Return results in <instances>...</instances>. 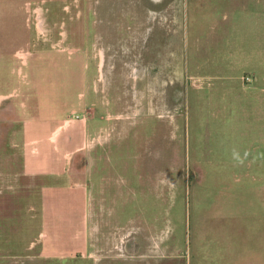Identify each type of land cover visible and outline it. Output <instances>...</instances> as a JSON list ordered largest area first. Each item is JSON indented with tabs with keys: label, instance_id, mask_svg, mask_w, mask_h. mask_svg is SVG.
<instances>
[{
	"label": "rangeland",
	"instance_id": "rangeland-1",
	"mask_svg": "<svg viewBox=\"0 0 264 264\" xmlns=\"http://www.w3.org/2000/svg\"><path fill=\"white\" fill-rule=\"evenodd\" d=\"M9 14L24 25L0 39L22 51L0 61V124L23 118L27 102L42 119L63 118L68 133L85 124L66 144L85 184L72 207L47 213L59 215L60 250L75 242V222L88 247L42 248L41 192L20 179L11 141L21 125L3 122L0 264H264V0H0V28ZM154 22L189 25L175 31L174 55L167 37L153 55ZM104 24L127 37L95 64L107 123L94 124L86 53L96 33L109 38ZM61 141L47 153L60 157ZM40 144L26 146L32 156L49 146Z\"/></svg>",
	"mask_w": 264,
	"mask_h": 264
},
{
	"label": "crops",
	"instance_id": "crops-1",
	"mask_svg": "<svg viewBox=\"0 0 264 264\" xmlns=\"http://www.w3.org/2000/svg\"><path fill=\"white\" fill-rule=\"evenodd\" d=\"M12 15H8L6 18V27L1 26L0 28V32H13L22 29V26L24 25V18L22 17H17V21L22 22L20 24V26H18L19 24L16 23H8V20L11 18ZM8 23V24H7ZM156 23L157 28L160 29V31H162V33L156 37V39L153 42L152 46H155L158 50L157 54H153L157 57H159V54H161V51L158 49L160 44H159V40L161 37H167L168 40H171L172 44H171V50H170V44H168V53L169 51L175 52V42L177 37H181V35H177L175 34V31H188L189 30V25H179L176 26L175 24H161V23ZM106 24L102 25V27H104ZM111 25V24H110ZM115 25V24H113ZM108 26V25H107ZM107 26H105L106 28L104 30L107 31ZM119 26V27H118ZM125 26L122 25H115L114 28H108V32H109V38H107V35H105V37H103L102 35L96 33V35L94 36V39L92 42H90V45H88L87 47V53H86V57L87 60L90 63H94V68H95V72L93 71V75L92 78H90V86H89V91H88V99L92 100V102L90 103L89 106V112L91 111V119L93 120L94 124L96 123H101L104 122L105 124L107 123V117L103 114V111L106 110V102L104 101L106 99L107 95H103V93H105V90H102L100 87H98V82L95 79V77L97 76L96 73V69L97 67L95 66V64L98 63H103L106 64L107 62H111L112 59L110 58V54L111 51L114 49V46L116 48V45H121L122 44V38L127 37L125 35L124 30L126 31V29L124 28ZM141 31L143 30V28H145V25L142 23L141 24ZM100 28H98V32H99ZM112 30V31H111ZM116 30H118L119 32L121 31V33H113ZM144 31V30H143ZM166 31L168 33H166ZM166 33V34H165ZM112 34V35H111ZM185 33H183L182 35H184ZM68 36V35H67ZM186 36V37H185ZM143 37V36H142ZM184 40L189 41V34L187 33L186 35L183 36ZM68 39V38H67ZM140 39V38H139ZM148 40V34L146 35V39ZM10 38L6 37L5 39L1 40L0 39V61L3 62L5 60H13L16 59V52L18 51H22L19 50L17 48H19V46L15 47L14 49L10 48ZM60 44L63 46V42H68L67 40H60L59 41ZM147 42V41H146ZM115 44V45H113ZM146 44V43H145ZM127 45V44H126ZM125 45V47H126ZM53 46V45H52ZM139 46H143V44L141 45H136V52L139 53L140 55H143V49H138ZM68 47V45H67ZM69 48V47H68ZM73 48L75 49V47L73 46ZM65 49V47H62V50ZM74 49H72L73 51H75ZM120 50L122 51L123 49L120 47ZM142 51V52H141ZM124 55L127 54V51L124 49L123 50ZM70 57V56H69ZM168 59V58H167ZM158 60V58H157ZM121 61V60H119ZM126 61V60H123ZM102 79H105V73L102 72L100 73V75L98 76V81ZM16 90V89H15ZM17 91H19L20 94H22L23 92H21V89H19L17 87ZM27 93L26 91L24 92V94ZM155 100H158V94L156 96H154L152 94V102L154 104ZM144 97L142 95L141 97V102H139V106L143 105L144 106ZM92 104V105H91ZM24 108L23 112H24V116L21 119H15L14 121H7V122H3L8 126H14L16 124L21 125L20 130L14 131V134L12 136L11 141L14 142V144H17L16 147H20L21 148V162L20 164L23 162V166H21L22 170H20L21 175L20 179L22 181L25 182H34L37 183L38 182V187L40 189L41 192V208H42V222L43 225H45V229L44 231L41 232V236L42 239H46L45 240V244H42V248H49L53 254H64V255H70L74 253H79L82 248V245L84 247H88L86 242L88 241V236H85L83 239H81V235H77V229L80 230L79 224L78 222H75V242H73L71 240V244L68 247L67 250H60L62 249L61 245L64 242V237L63 234L60 235V233L55 230L54 228H56V224H57V220L59 215H55L54 217H50L48 215V208L51 206H58V205H63V206H68V207H72L74 205V201H75V197L78 195V189L83 187V185L85 184L84 181L80 180V176L78 175L79 171H77V165L75 164L76 162L72 160L71 164H70V160L74 159V154L76 153V148H69L66 144L67 142L70 140V138H73V136L75 137V142L80 141V137H81V128L83 126H85V124H81L80 121H77V123L74 126V131L68 133L66 130H63V125L60 123L63 121V118L59 120V118L55 117L54 115L49 116L48 118H40L38 113H33V111H36V109L34 110L33 107L29 106L30 103L27 102L23 103ZM141 108V111H144V108ZM145 107H148L147 104ZM156 108V107H155ZM12 109L9 108L8 111H10ZM37 109L39 110V108L37 107ZM37 110V111H38ZM32 113V114H30ZM100 113V114H99ZM140 113V112H139ZM30 114V115H28ZM32 115V116H31ZM28 116V117H27ZM31 116V118L29 117ZM94 117L95 120H94ZM97 117H98V121H97ZM73 122L74 119H72ZM91 120V121H92ZM3 122L0 124L2 125ZM103 123V124H104ZM101 124H98L101 125ZM104 124V125H105ZM91 122H89V127H91ZM95 126V125H93ZM92 131L90 130V133ZM54 133L56 134L55 137H53ZM89 133V134H90ZM93 133H95V135L97 134L96 130H93ZM55 138V139H54ZM62 140V141H61ZM48 142L49 146H41L42 148V152L41 151H37L36 153L38 154L37 156H32L29 153V149L28 147H26L27 145L31 144V143H37L39 145H41L40 143L42 142ZM52 141H56L57 142V148L53 149V145H52ZM62 142L64 144V149L63 152L61 154L60 157H54V155H50V153H47L48 149H52L57 151V150H61V146L58 145L59 142ZM24 146V150L23 147ZM23 151V152H22ZM54 151V152H55ZM47 153V154H46ZM50 156V157H48ZM77 156V155H76ZM48 158L50 159L49 161ZM94 169V168H93ZM96 170V169H94ZM94 170H88L86 172V176L85 178H90L92 176V174L94 173ZM69 183V186H68ZM74 191V192H73ZM54 204V205H53ZM59 227V225H58ZM64 227V226H63ZM69 228L72 227L71 225H68ZM49 229H52V231L50 233H48ZM78 236V237H77Z\"/></svg>",
	"mask_w": 264,
	"mask_h": 264
},
{
	"label": "bare ground",
	"instance_id": "bare-ground-1",
	"mask_svg": "<svg viewBox=\"0 0 264 264\" xmlns=\"http://www.w3.org/2000/svg\"><path fill=\"white\" fill-rule=\"evenodd\" d=\"M22 50V49H21Z\"/></svg>",
	"mask_w": 264,
	"mask_h": 264
}]
</instances>
